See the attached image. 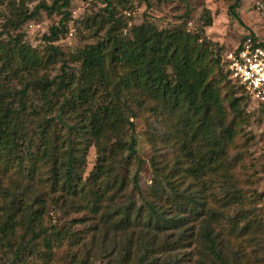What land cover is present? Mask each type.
Here are the masks:
<instances>
[{"label":"trees","instance_id":"obj_1","mask_svg":"<svg viewBox=\"0 0 264 264\" xmlns=\"http://www.w3.org/2000/svg\"><path fill=\"white\" fill-rule=\"evenodd\" d=\"M71 1L54 0L50 7L40 4L24 20L34 18L40 9L48 14L59 12ZM94 1L104 5L106 18L101 20H106L108 27L100 40L68 55L62 64L65 66L68 61L75 64L76 76L68 74L62 67L57 82L36 77L41 59L33 50L15 44L6 48L0 45V58L7 63L11 75L20 73V80L22 74L29 78L22 82L20 89L0 85V186L7 180L14 184L11 192L0 187V243L4 242L11 248L13 230L24 227L31 235L29 242L39 240L43 255L47 256L50 240L44 230H34V226L40 224L37 209L41 207V201L38 198L26 201L17 195L18 185H43L51 194L58 193L62 198L75 200L76 210L98 216L100 223L110 224L114 231L137 226L145 219L149 225L152 224L153 230L162 226L177 232L176 239L156 246L146 237L141 243L139 241L141 253L137 264H144L142 261L145 260L149 264L158 263L156 255L182 248L184 241L193 236L191 233L185 235L186 226L193 221L198 223L196 233L203 251L211 258L207 264H222L210 218L202 216L203 203L196 206L188 191L180 192V188L186 180L194 185V182L217 177L220 172L230 169L225 149L235 133L233 122L226 121L223 101L231 115L239 116L240 104L248 98L241 87L228 79L221 63L220 49L211 41L179 27L158 30L147 22L132 26L128 34L122 36L124 25L115 18L111 1ZM237 3L234 0L230 7L231 15L236 16L233 9ZM64 21L62 17L56 26L50 27L42 40L46 43L56 41L63 31ZM209 24L207 19L204 27ZM52 53L59 55L55 48H52ZM16 62L18 70L11 67ZM214 73L229 85L224 100L219 97L214 81L210 80ZM32 88L34 96L27 103L28 91ZM34 102L38 105L34 106ZM146 102L151 104L149 111L156 120L172 130V134L167 135V142L175 141V151L183 162V167L169 172L159 166L156 156L150 158L152 172L158 176L165 172L164 179L174 196L161 201L162 197L157 196L153 189V194L144 200L148 211L146 217H143L141 209L133 211L131 207L105 214L104 208L123 189L125 181H117L115 169H107L102 154L97 156L89 178L82 181L80 168L84 159L81 147L67 142L65 150L63 142L60 143L62 140L57 136L50 137L54 120L39 119L54 112L57 122L66 127L63 116L72 114L78 121L66 127L70 135L83 138L98 151L107 143L106 136L127 129L126 153L130 160L135 157L136 149L131 119L134 110H141ZM24 117L35 118L39 122L28 131ZM34 139L38 145L32 152ZM121 149V144H115L110 154ZM139 166L138 161L132 177V186L137 192ZM176 177L178 179L174 180ZM165 203L168 204L167 209L173 211L171 217L164 209ZM186 207L192 209L186 211ZM200 208L202 211L198 213ZM14 255H17L16 250Z\"/></svg>","mask_w":264,"mask_h":264},{"label":"rangeland","instance_id":"obj_2","mask_svg":"<svg viewBox=\"0 0 264 264\" xmlns=\"http://www.w3.org/2000/svg\"><path fill=\"white\" fill-rule=\"evenodd\" d=\"M53 1L0 0V45L6 48L15 44L33 50L41 59L36 77L57 82L62 67H65L68 74L77 75L75 64L68 63L69 61L65 66L62 64L67 61L68 55L100 40L108 25L106 20H101L106 18L104 5L94 0H72L67 8L50 14L40 9L34 18L24 20L33 12L34 7L40 4L50 7ZM110 1L115 18L124 25L121 28L122 36L127 35L132 26L142 22L150 23L158 30L179 27L189 34L197 33L211 41L220 49L221 59L245 37H253L264 45V0H237V6L233 9L236 16L229 12L234 0ZM62 17L65 19L63 31L57 40L44 42L42 38L48 35V29L56 26ZM207 19L210 24L204 27ZM52 48L59 55L52 53ZM17 63L11 67L18 70ZM11 74L7 63L0 58L1 86L20 89L22 82L29 79L25 74H22L21 80L18 78L20 73L14 76ZM210 80L214 81L213 85L218 89L219 97L224 100L229 85L216 73L210 76ZM32 96L34 88L28 91L27 103L31 102ZM33 105L38 104L34 102ZM150 106L146 102L141 110H134L131 122L136 137V149L135 157L130 160L126 153L129 133L127 129L106 136L107 143L98 151L88 141L84 142L83 138L70 135L66 127L75 125L78 121L72 114L63 116L66 127L57 122L54 112L39 119L54 120L55 126L50 129V137L57 136L62 140L60 143L63 142L65 150L67 142L74 147H81L84 159L80 168L82 181L89 178L100 154L106 160L107 169H115L117 181H125L123 189L104 208L105 214L131 207L133 211L141 209L143 217H146L148 211L144 200L153 194V189L157 196L162 197L161 201L174 196L171 186L164 179L165 172L162 176L152 172L150 158L156 156L159 166L165 167L169 172L183 167V162H180L175 151V141L167 142V135H171L172 130L156 120L149 111ZM130 107L133 108L131 105ZM223 108L226 121L233 122L235 133L225 149L226 162L230 169L220 172L221 175L217 177L194 182V185L186 180L181 185L180 192L188 191L196 206L203 203L202 216L208 215L210 218L222 264H264V102L256 103L244 98L240 104L239 116L229 113L225 101ZM23 120L28 131L39 122L35 118L24 117ZM37 139H34L35 147L32 152L37 148ZM115 144H121L122 149L111 155L110 151ZM138 161L140 166L137 192L132 186V177ZM177 179L178 177L174 180ZM28 186L18 185L17 195L26 201L35 198L41 201V207L37 209L40 224H36L34 230L45 231L51 244L49 253L47 256L43 255L44 250L39 240L29 242L31 235L26 228L16 227L11 238V248L4 242L0 243V264H137L141 253L139 245L145 237L154 241L155 246L171 242L177 237L176 231L162 226L153 230L152 224L149 225L145 219L137 226L114 231L110 224L100 223L98 216L76 210L75 200L62 198L58 193L51 194L43 185ZM0 187L11 192L14 184L7 180L1 182ZM165 207L171 217L173 211L167 209L166 203ZM191 209L186 207V211ZM201 209L197 210L198 213ZM197 225L193 221L186 226L185 235L191 233L193 236L184 241L182 248L166 252L165 255H156L158 263L152 264H207L210 257L205 255L197 238ZM145 261L142 263L149 264Z\"/></svg>","mask_w":264,"mask_h":264},{"label":"built area","instance_id":"obj_3","mask_svg":"<svg viewBox=\"0 0 264 264\" xmlns=\"http://www.w3.org/2000/svg\"><path fill=\"white\" fill-rule=\"evenodd\" d=\"M223 70L235 86L241 87L249 100L264 102V47L245 37L221 59Z\"/></svg>","mask_w":264,"mask_h":264}]
</instances>
